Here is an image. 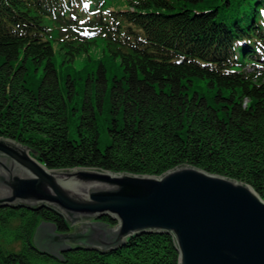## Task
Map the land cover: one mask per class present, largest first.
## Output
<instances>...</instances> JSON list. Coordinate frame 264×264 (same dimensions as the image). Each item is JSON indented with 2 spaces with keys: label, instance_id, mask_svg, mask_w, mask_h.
Listing matches in <instances>:
<instances>
[{
  "label": "trees",
  "instance_id": "trees-1",
  "mask_svg": "<svg viewBox=\"0 0 264 264\" xmlns=\"http://www.w3.org/2000/svg\"><path fill=\"white\" fill-rule=\"evenodd\" d=\"M97 38L121 68L109 83L115 115L104 147L88 98L78 138L68 137L54 61L55 46L74 64ZM74 85L67 75L70 98ZM0 136L29 146L48 168L160 174L190 164L264 198V0H130L118 8L108 0H0ZM42 220L60 233L72 228L49 207L0 206V264H178L171 234L159 231L107 255L74 244L58 256L32 241Z\"/></svg>",
  "mask_w": 264,
  "mask_h": 264
},
{
  "label": "water",
  "instance_id": "water-1",
  "mask_svg": "<svg viewBox=\"0 0 264 264\" xmlns=\"http://www.w3.org/2000/svg\"><path fill=\"white\" fill-rule=\"evenodd\" d=\"M0 206L64 214L67 233L42 220L32 235L37 249L58 256L74 244L107 255L159 231L171 234L178 264H264V198L244 181L190 164L160 174L48 168L26 144L0 136Z\"/></svg>",
  "mask_w": 264,
  "mask_h": 264
},
{
  "label": "rangeland",
  "instance_id": "rangeland-1",
  "mask_svg": "<svg viewBox=\"0 0 264 264\" xmlns=\"http://www.w3.org/2000/svg\"><path fill=\"white\" fill-rule=\"evenodd\" d=\"M130 0H108V8H118L129 6ZM101 38H97L96 43L76 57L74 64H69L62 56V51L58 50L54 54V61L58 69V80L62 87L64 96L66 98V112H67V127L68 137L72 139L78 138L77 124L80 121L82 112V105L85 98L90 99L95 109L97 128L99 132L98 144L100 147L109 142V133L107 126L111 124V117L115 115L110 105L109 83L113 80V76L121 74L120 59L118 56L106 55L108 49ZM98 63L102 64V70L107 78V89L102 88V79H100L99 71L96 70ZM247 68H250L248 66ZM80 70V71H78ZM42 69L39 70L38 74ZM67 75L74 80L75 90L72 97H68L65 91ZM100 87L99 91V106L96 102L95 91L96 87ZM102 88V89H101ZM122 113L119 111L117 117L121 119ZM79 223V222H78ZM76 223V224H78Z\"/></svg>",
  "mask_w": 264,
  "mask_h": 264
}]
</instances>
